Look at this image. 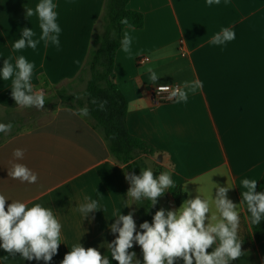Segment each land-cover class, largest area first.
I'll return each mask as SVG.
<instances>
[{
  "label": "crops",
  "instance_id": "1",
  "mask_svg": "<svg viewBox=\"0 0 264 264\" xmlns=\"http://www.w3.org/2000/svg\"><path fill=\"white\" fill-rule=\"evenodd\" d=\"M40 0H0V68L5 59L24 56L34 65V90L43 91L75 81L87 57L94 26L105 0H53L61 28L59 46L40 40L35 49L13 51L12 45L28 27L39 40L41 29L35 7ZM129 9L141 12L145 25L126 28L131 51L118 49L114 61L115 83L128 101L129 132L157 150L144 158L147 169L169 172L174 185L187 199L197 195L212 201L217 188L232 187L227 197L240 215L238 238L243 255L231 264H264V242L252 245L243 179L257 181L264 173V0H130ZM34 15L26 17V9ZM223 28L235 31V39L221 45L210 40ZM139 58H148L137 64ZM158 81L153 84L147 69ZM199 80L203 88L188 93L187 102H162L153 97L160 85H182ZM44 81L48 84H44ZM12 80L0 75V107L24 109L11 95ZM131 106V109H130ZM70 107H58L36 128L8 136L0 144V194L50 208L62 225L58 254L49 264H61L65 254L81 243L97 248L111 264V243L118 233L110 230L118 214L133 212L127 195L132 172L112 159L106 142L91 121ZM7 115L0 111V119ZM23 149L16 161L14 149ZM159 156L161 161L158 162ZM18 162L38 174L35 184L22 183L8 175ZM257 191V189H256ZM98 210L88 217L79 211L88 199ZM156 210H177L168 192L158 198ZM211 214L218 215L214 204ZM218 244V241H217ZM216 245H213L215 248ZM141 248L134 244L129 250ZM212 251L211 248L208 249ZM0 264H45L11 256L0 248ZM176 264H183L177 261Z\"/></svg>",
  "mask_w": 264,
  "mask_h": 264
},
{
  "label": "clouds",
  "instance_id": "2",
  "mask_svg": "<svg viewBox=\"0 0 264 264\" xmlns=\"http://www.w3.org/2000/svg\"><path fill=\"white\" fill-rule=\"evenodd\" d=\"M213 3L219 4L220 0H207L209 6ZM55 8L53 0H40L35 7L41 29L39 40L33 38L35 33L31 28L25 27L21 38L12 45L13 51L26 47L35 49L40 40L59 46L61 28L57 23ZM25 15H34L33 9L27 8ZM120 23L128 25L129 21L122 18ZM234 39L235 31L223 28L209 43L221 45ZM131 43V36L125 32L121 40L122 51L130 53ZM10 61L11 57L4 60L0 75L5 81L12 80L11 95L15 104L21 108L34 107L43 110L44 93L34 90L31 82L34 65L22 55L16 58L15 65ZM147 71L150 80L155 84L160 77L152 68ZM169 87L161 86V90L167 91ZM202 88L203 83L199 80L184 81L182 85L171 89L169 99H174L176 103H186L189 92L194 93ZM92 103L96 101L93 100ZM106 103L101 102L100 108L103 109ZM73 114L87 116L89 109L84 107ZM12 128L11 123H0V133H9ZM24 155L23 149L13 150L16 161L23 160ZM8 175L22 183L35 184L38 180V174L18 162L8 169ZM125 179L130 182L127 195L137 201L148 199L151 206L156 205L158 198L164 195L167 189L174 187L169 172H163L157 177L150 168L141 171L139 175L127 173ZM242 186L247 189L241 196L242 201L246 202L251 223L258 225L264 220V192L256 191V180L243 179ZM215 188L217 192L212 201L197 195L195 198L184 200L177 210H157L151 223L144 221L139 225L141 231H137L133 212L127 215L118 214L115 223L110 226L112 233H118L108 244L112 260L117 264H141L136 258V253L129 251L134 244L141 248L143 264H176L180 260L183 264H231L232 261L238 260L243 255V242L238 238L240 215L237 205L227 197L232 187L216 185ZM86 199L88 202L82 204L79 211L87 218L89 213L97 211L99 206L97 201ZM8 200L9 198L0 194V248L11 256L20 255L24 260H43L45 264H49L58 254L61 244V223L50 208L39 203L28 207L25 202L12 200L9 204ZM213 204L218 215H210ZM213 245L216 247L213 248ZM209 248L212 249L211 252L208 251ZM61 264H111V261L97 248H85L78 243L65 254Z\"/></svg>",
  "mask_w": 264,
  "mask_h": 264
},
{
  "label": "trees",
  "instance_id": "3",
  "mask_svg": "<svg viewBox=\"0 0 264 264\" xmlns=\"http://www.w3.org/2000/svg\"><path fill=\"white\" fill-rule=\"evenodd\" d=\"M130 0H105L102 14L96 22L88 49L86 61L76 77V81H84L86 76V86L83 91L74 88L75 81L65 83L59 87L51 88L52 94L44 96L45 106L52 105V109L58 107H70L78 111L87 107L89 114L87 117L94 128L100 132L106 142L111 159L126 170L139 175L141 171L147 169L144 158L154 157L157 150L146 141L133 136L127 127L128 101L118 85L115 83L114 61L118 49L121 46L122 32L126 28L141 29L145 25V17L141 12L129 9ZM122 18H127L128 25L121 24ZM131 25V26H129ZM44 84L46 81H44ZM95 100L96 103H92ZM106 101L103 109L101 102ZM28 110V108H25ZM6 119H0V123H11L13 128L9 136L21 132L18 127L20 122L25 120V116L20 110L2 109ZM25 111V110H24ZM3 137V133H0ZM7 138V137H6ZM5 140V139H4ZM0 141V144L4 141ZM159 176V171L153 172ZM177 207L187 199V193L181 186L174 185L167 189ZM257 192H264V173L258 184ZM156 206H151V201L142 199L134 203V220L137 231H141L139 225L144 221L152 222L156 212ZM246 216L251 227L252 245L264 242V220L258 225L251 223L250 213ZM242 245H246L242 241ZM137 259L143 264L142 251L137 255Z\"/></svg>",
  "mask_w": 264,
  "mask_h": 264
},
{
  "label": "rangeland",
  "instance_id": "4",
  "mask_svg": "<svg viewBox=\"0 0 264 264\" xmlns=\"http://www.w3.org/2000/svg\"><path fill=\"white\" fill-rule=\"evenodd\" d=\"M87 78L88 77L86 76V79ZM86 79L84 81H76L74 89L77 91H83L86 86ZM51 94L52 91L47 94L46 97L50 96ZM51 106L52 105L44 107L43 110H37L34 107L28 108V110H26L25 108L20 109V111H22L21 113L25 116V120L23 122H20L18 127H20L22 130H30L36 128L40 123L46 121L49 118L50 114L54 111ZM10 133L11 131L9 133H3V137H0V141L6 139V137H8Z\"/></svg>",
  "mask_w": 264,
  "mask_h": 264
},
{
  "label": "built area",
  "instance_id": "5",
  "mask_svg": "<svg viewBox=\"0 0 264 264\" xmlns=\"http://www.w3.org/2000/svg\"><path fill=\"white\" fill-rule=\"evenodd\" d=\"M147 60H149V59L148 58H139L137 60V64H142ZM161 86H170V87L167 91H163V90H161ZM175 86H178V85H160V86L155 87V89L153 90L154 99H156L157 101H162V102L174 100V99L170 100L169 96H170L171 89Z\"/></svg>",
  "mask_w": 264,
  "mask_h": 264
},
{
  "label": "water",
  "instance_id": "6",
  "mask_svg": "<svg viewBox=\"0 0 264 264\" xmlns=\"http://www.w3.org/2000/svg\"><path fill=\"white\" fill-rule=\"evenodd\" d=\"M161 161V157L159 156V158H158V162H160Z\"/></svg>",
  "mask_w": 264,
  "mask_h": 264
}]
</instances>
